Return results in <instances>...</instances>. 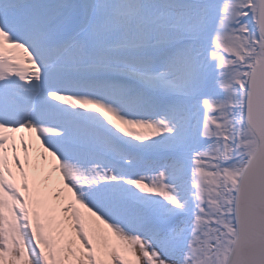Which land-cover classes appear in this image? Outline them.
I'll use <instances>...</instances> for the list:
<instances>
[{"label": "snow or ice", "instance_id": "1", "mask_svg": "<svg viewBox=\"0 0 264 264\" xmlns=\"http://www.w3.org/2000/svg\"><path fill=\"white\" fill-rule=\"evenodd\" d=\"M0 264H264V0H0Z\"/></svg>", "mask_w": 264, "mask_h": 264}, {"label": "bare ground", "instance_id": "2", "mask_svg": "<svg viewBox=\"0 0 264 264\" xmlns=\"http://www.w3.org/2000/svg\"><path fill=\"white\" fill-rule=\"evenodd\" d=\"M20 55H21V57H23V54H22V53H21ZM17 135H19V134H17ZM25 135H28V134H27V133H25Z\"/></svg>", "mask_w": 264, "mask_h": 264}]
</instances>
